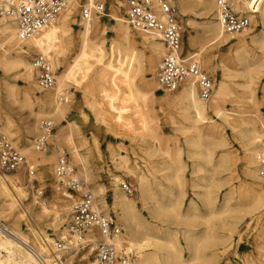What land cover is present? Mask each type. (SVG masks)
Returning <instances> with one entry per match:
<instances>
[{
	"label": "bare ground",
	"instance_id": "obj_1",
	"mask_svg": "<svg viewBox=\"0 0 264 264\" xmlns=\"http://www.w3.org/2000/svg\"><path fill=\"white\" fill-rule=\"evenodd\" d=\"M96 1L85 0V5L93 6ZM168 1L183 19L189 6L205 16L198 30H192L188 19L184 20L187 27L183 30L187 32L190 47L196 48L187 51L185 56L194 57L202 72L212 76L216 82L209 99L200 97L197 82L191 77L186 78L168 96L157 94L156 70L166 51L165 44L155 34L140 32L139 39L135 38L125 16L128 11L125 0H115L112 13H108L115 22L112 27L114 36L110 40L102 16L93 14L89 19H84L81 15L78 19L81 0H69L55 19L25 39L19 37L14 19L0 17V68L3 70L0 88L3 86L7 91V99L31 109V120L18 131L12 129L15 124L11 114L5 112L6 119L3 121L0 113V134L9 139L15 137L16 143L10 140L26 156L28 164L34 168L42 167L40 173L43 179L48 177L54 157L47 155L46 150L37 151L35 147L36 139L43 133L41 123L47 117L67 116L73 98V91L70 90L72 81L89 75L95 64L106 56L105 44H110L116 53L114 63L122 68L112 63L100 67L98 94L105 106L123 113L117 118L130 134L138 139L151 140L152 145L145 149L147 155L160 153L170 158L169 168L174 170V175L165 179L176 184L180 194L176 203L169 205L167 201L172 196L170 186L159 183L157 177L151 179L139 164L130 166L125 156L113 155L112 163L133 177L136 192L133 195L121 192V177L114 175L109 186H93L97 209L109 214L106 196L108 191H112L115 215L124 228L122 239L138 250L136 264H233L226 258V250L232 244L233 237L238 234L242 239L239 228L243 221L264 210V177L259 174L258 162V156L264 153V112L260 109L264 105V0L259 1L257 12L252 16V25L234 36L222 33L215 0ZM157 11L162 15L159 9ZM232 39L235 41L230 44ZM228 44L232 48L228 61L235 69L215 53ZM252 45L256 47L254 51ZM181 51L184 52L183 44ZM34 54L43 55L50 61L55 78L52 88L43 90L39 86L38 70L32 61ZM69 55L72 61H69ZM218 70L223 72L220 77L217 76ZM148 71L153 74L151 81H148ZM18 78H22L26 84L22 97L17 89ZM239 78L242 81L236 80ZM255 85L260 87L259 97L254 94ZM238 87L241 88L240 94ZM230 98L232 103L242 106L241 109L227 108L225 103ZM155 104L165 111L175 130L180 133L175 137L174 153L163 144L165 135L159 131ZM88 107L95 115L96 122L108 123L95 95L88 101ZM65 127L61 128L60 135L69 144H74V156L82 170L81 176H76L89 183L93 178L85 157L75 145V134L80 136V141H84L82 133L72 121L66 134H63ZM227 129L242 140L241 168L244 180L240 185H231L223 194L222 188L233 180L239 157L232 152H221L215 163L214 150L203 149V141L214 139L218 142L217 147H224L227 145ZM32 134L38 135L35 140L31 139ZM181 137L184 144H180ZM185 147H188L187 150ZM185 150L191 158H198L193 173L206 171L205 165H211L214 175H221L212 179L204 177L203 180H207L204 185H200L196 179L192 180L193 189H203L194 194L200 198L206 213L201 211L195 199H191L186 211L180 209L186 196V178L182 175L186 167L182 162ZM26 189V186L17 184L11 175L0 173V264H88V256L94 250L91 247L89 253L84 251L91 245L89 239H85L80 247L77 245L78 249L83 247L82 252L78 250L81 253L77 251L76 254L67 255L60 263L59 259L68 251L54 250V239L37 226L44 223L59 230L61 237H67V226H63V222L70 210L69 203L76 202V196L54 186V201L49 206L34 191L28 193ZM86 189L89 188L86 186ZM58 191L67 198L59 196ZM23 200H28L27 204H23ZM138 201L153 218L169 219L173 215L178 222L186 225L182 234L185 246L180 243L176 232L154 227L144 217ZM17 204L22 206L21 211L17 210ZM27 220L35 226L28 225L29 233L23 228ZM198 221L205 225L200 233L194 229ZM254 237L257 240L255 248L258 260L253 259L252 252H248L236 264H264V234L260 231L257 238L256 234ZM185 249L189 253L186 260L183 257Z\"/></svg>",
	"mask_w": 264,
	"mask_h": 264
},
{
	"label": "rangeland",
	"instance_id": "obj_2",
	"mask_svg": "<svg viewBox=\"0 0 264 264\" xmlns=\"http://www.w3.org/2000/svg\"><path fill=\"white\" fill-rule=\"evenodd\" d=\"M101 1L106 5L107 8V14L112 13L113 7L112 3L115 0H97ZM126 4L128 3V0H125ZM85 5V0H81V6H80V12L78 19L81 17V10L83 6ZM172 6V5H171ZM173 7V6H172ZM192 7V8H191ZM175 10V13L177 15L179 25L181 28L182 32V44L184 47V52L183 54H186L187 51H193L196 48L190 47L189 41H188V35L186 30L184 31L183 29L187 27L186 22L184 20L188 19L191 21V28L193 31L198 30L201 25L203 24L205 20V16L201 12H198L196 8L193 6L188 7V13L185 19L181 18L180 15L178 14V11L176 10L175 7H173ZM191 8V9H190ZM194 8V9H193ZM125 12V8H124ZM196 12V13H195ZM200 13V14H199ZM197 14V15H196ZM190 15V16H189ZM199 15V16H198ZM201 15V16H200ZM126 16V13H125ZM188 17V18H187ZM196 19V20H195ZM203 22H202V21ZM103 24L106 26V31H107V38L110 40L114 36V32L112 30L113 24L115 23L109 16L107 17H102ZM198 21V22H197ZM185 22V23H184ZM199 23V24H198ZM132 32L135 35L136 39H139L138 36H140V32L134 31L132 29ZM235 40L232 39L230 44L233 43ZM230 44L222 46L219 50V52L215 53L218 55L219 58H222L225 60L226 64L235 69V66L233 67L232 64L229 63V58L230 54L232 53V48L230 47ZM255 45H252V51H254ZM105 52L106 56L102 59L99 60L95 64L94 70L87 75L86 77L79 78L78 81H72V88L70 89L73 91V98L72 101L70 102L71 108L65 118H60L59 116H55L54 118L50 119L49 117L43 119L42 123L44 121H51L53 122V129L49 133V141L54 144L53 147H58L65 149L70 157L71 162L75 166L76 174L78 176H81L82 170L80 168V165L78 164L77 159L74 156L73 152V147L74 144L71 145L69 142L60 135L61 128L66 126L62 131L63 134H66V131L68 130V124L70 121L74 122L77 126V129H79L82 133V137L84 138V143L80 141V136L78 134H75V145L77 144L79 147V151L81 154L85 157L86 159V164L88 166V169L90 171V175L93 178L89 183H87L84 179H82L85 183V185L91 190L94 185H105L109 186L111 179L114 175H119L121 177V182L122 183H127L131 187V192L129 195H133L135 191V183L133 180L132 176H129L126 172L125 169L120 168L115 166L112 163V156L113 155H123L129 160L130 166H136L139 164L140 169L144 172H146L151 179L154 177H157L160 181L159 183H163L166 186H170L172 189V196L171 199L168 202L169 205L176 203L177 197L180 194V190L177 188L176 184H174L172 181H168L165 179L166 177H169L171 175H174V170L169 168L171 160L170 158L165 155V154H160L157 153V155H152L149 156L146 154V148L150 147L152 145L151 140H143V139H138L130 132L128 129H126L121 123L120 120L117 117L122 116L121 111L115 112L112 108L109 106H105L104 100L101 99V97L98 94V85H99V78L98 74L100 72V67L102 65H106L108 63H112L116 66H118L120 69L122 68L121 65H118L117 63L115 64L114 61L116 59V53L112 49L110 44H105ZM35 55V54H34ZM33 57V56H32ZM69 61H72L70 59L69 55ZM217 62V60H215ZM158 68V67H157ZM157 71V70H156ZM58 72V71H57ZM204 73V72H203ZM222 70L217 71V76H221ZM205 74V73H204ZM153 74H151L149 71L147 72V77L148 81H151V77ZM38 77V75H37ZM213 78L212 76H209ZM3 78V70L0 68V82L2 81ZM214 80V78H213ZM237 81H242L241 78L236 79ZM2 83V82H1ZM216 84L214 80V85ZM25 82L22 80V78L17 79V89L20 92V96L22 97V92L25 88ZM3 88V89H2ZM0 113L2 116V120L4 121L6 119L5 117V112H8L11 114L12 119L14 121V126L13 130L18 131L22 126H24V123L30 121L29 115L31 113V109L29 107H23L24 105L21 103H18L17 101H10L7 99V91L4 89L3 86L0 88ZM78 89V90H76ZM6 92V93H5ZM157 94H163L165 96H168L170 92L163 93L161 91L156 90ZM238 94L241 92V88L238 87ZM254 94L256 97H259L261 94L260 87L258 85H255L254 89ZM42 93V92H40ZM39 93V94H40ZM92 95H95L97 104L100 108H102L103 114L106 116L108 123H99L96 122L95 120V115L93 112H91L90 108L88 107V101L91 100ZM7 102V103H6ZM226 107L231 109H241L242 106H238L237 104H234L231 102V98L225 103ZM22 106V107H21ZM155 114L157 115V122L159 125V131L164 134L165 136L163 137L162 141L163 144L166 148H169L172 153H174L175 149V137L180 136V133L177 132L174 128V125L171 121V119L168 117V115L165 114L164 110H161L158 104H155ZM260 109L262 112H264V105L260 106ZM210 116H213L212 113H210ZM50 119V120H49ZM41 123V124H42ZM66 123V124H65ZM18 135V134H17ZM52 135V136H51ZM31 139L35 140L37 138V134H32L30 135ZM225 137L227 140V145L224 147H217V141L214 139H205L203 141V149H212L214 150V160L215 163L218 160L219 155L221 152H232V154H235L239 157V164L238 167L236 168L235 175L233 176V180L230 184L225 185L222 188V193L225 194L231 185H240L242 183V180H244V174L242 171V156H243V148H242V140L241 138L234 137L232 132L227 129L225 132ZM13 138V139H12ZM10 137V139L16 143V138L15 137ZM231 142V143H230ZM22 144V140L20 142ZM180 144H184V138H180ZM51 147L46 149V154H52L54 157V161L50 167V172L49 176L43 179L40 170H42V167L34 168L36 170L35 175L32 177V179H36V185L43 189L45 191L44 196L42 197L43 200H46L47 205L52 206L53 201H54V195H55V190L54 186H58V182L55 179L54 176V166L56 163V151L55 149ZM186 148V147H185ZM188 148V147H187ZM186 148V150H187ZM183 152L182 155V162L186 165L184 171L182 172V175L185 176L186 178V196L184 198V201L182 205L180 206V209L182 211L187 210V205L191 201V199H195L196 202L199 204V208L203 213H206L205 207H203L200 198H198L197 195L194 194L195 191H202V188H197L193 189L192 188V180H195L200 184L204 185L207 183V180H203L204 177L207 179H212L214 176L215 178H219L221 175L215 174L213 172V166L211 165H205V170L199 172L197 174L193 173L195 169V163L198 160V158H191L187 151ZM38 154H41L40 152ZM148 160V161H147ZM184 160V161H183ZM144 163V164H143ZM167 172V173H166ZM1 173V172H0ZM2 174V173H1ZM11 177L14 178L15 182L19 184L20 186H26L27 187V192L31 193L34 190H31L28 185H27V176L25 174V170L19 171L17 173L9 174ZM223 175V174H222ZM209 177V178H208ZM121 182H120V191L125 193V191L121 188ZM59 188V186H58ZM64 191V190H63ZM59 192V191H58ZM35 193V191L33 192ZM59 196L65 197L61 192H59ZM94 194V192H92ZM108 195L106 196V202L108 205V210L109 214L106 212H103L104 214L114 216L121 227L123 228L121 221L118 219V217L115 215L114 211V201H113V195L112 191H108ZM32 195V194H31ZM76 196V201L81 198L80 194H74ZM95 196V195H94ZM197 196V197H196ZM67 198V197H65ZM96 198V196H95ZM28 200H23V204H27ZM172 201V202H171ZM99 203V202H98ZM69 211L66 213V220L63 222V226L68 227L71 222V213H72V206H73V201L69 203ZM138 206L142 210V213L146 219H148L151 223H153V226L156 228H162V230L167 229L166 231L169 232H176L177 236L179 238V241L182 245L185 246V240L182 236L183 230L186 228V225H184L182 222H178L173 215L169 219L166 218H153L148 211L143 209V205L140 201H138ZM100 207V203H99ZM17 210L21 211L22 206L17 204ZM248 221V222H247ZM250 222V224H248ZM28 225L35 228L32 223H29L27 220L23 224V228L26 232H30ZM37 225V224H36ZM41 230H44L47 234H49L53 239L54 242L59 240L61 238V232L59 230H55L52 227H48L44 223H39L37 225ZM197 233L202 232L205 229L204 222L198 221L197 226L194 228ZM253 229V230H252ZM124 231V228H123ZM239 231L241 232V237L240 239L239 235L236 234L233 237V242L228 247L226 250V258L227 260L230 261V263L236 264L239 263V261L246 255L248 252H252L253 259L258 260V252L255 248L256 246V239H255V234L257 238L258 232H262L264 234V210L260 214L255 215L253 218H247L243 223L240 225ZM69 234V232H68ZM68 234H66L68 236ZM165 238L166 236L163 235ZM91 247H93V244L90 246H87L84 248L85 252H88L91 250ZM81 249V250H80ZM83 247L79 248L78 250L82 252ZM77 250V251H78ZM68 253H65V255L59 259V262L62 263V261L65 260L67 255H73L76 254V250H66ZM74 251V252H73ZM78 251V252H79ZM79 252V253H81ZM164 252V251H163ZM49 253V252H48ZM93 254L94 251L90 252L89 258H88V264L93 259ZM184 259H188L189 253L187 249L184 250L183 254ZM162 258V257H161ZM242 262V261H241ZM241 264H246V263H241Z\"/></svg>",
	"mask_w": 264,
	"mask_h": 264
},
{
	"label": "built area",
	"instance_id": "obj_3",
	"mask_svg": "<svg viewBox=\"0 0 264 264\" xmlns=\"http://www.w3.org/2000/svg\"><path fill=\"white\" fill-rule=\"evenodd\" d=\"M260 0H215L217 19L222 33L234 36L252 25V16L257 12ZM69 0H0V17H11L17 23L18 35L25 39L41 29L66 7ZM162 15H159L158 10ZM106 5L96 1L93 6L84 5L81 15L89 19L93 14L107 17ZM127 19L137 32L155 34L162 39L166 51L156 71L158 91L172 92L188 77L194 78L202 99H209L213 92V78L204 74L194 57L182 53V32L174 8L168 0H128ZM38 70V83L44 90L55 84L54 71L50 61L43 55L32 58ZM52 121L41 124L43 133L35 141L37 151L54 146L49 141ZM56 151L54 174L59 188L81 198L72 206L68 236L53 244L57 252L78 250L85 239L93 244L92 264H136L138 250L122 239L123 228L114 216L97 209L94 194L86 189L85 182L78 178L75 166L65 149L53 147ZM259 174L264 177V153L258 156ZM25 170L27 185L39 199L45 191L31 179L36 170L28 164L26 156L5 135L0 134V172L13 174ZM121 188L130 193L131 187L122 183ZM86 189V190H85ZM46 202V200H44Z\"/></svg>",
	"mask_w": 264,
	"mask_h": 264
}]
</instances>
